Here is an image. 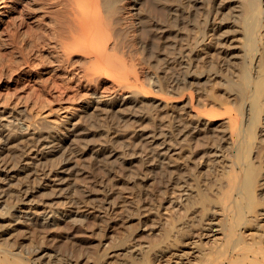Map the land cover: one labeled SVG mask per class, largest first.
Listing matches in <instances>:
<instances>
[{"label":"rangeland","instance_id":"374dc122","mask_svg":"<svg viewBox=\"0 0 264 264\" xmlns=\"http://www.w3.org/2000/svg\"><path fill=\"white\" fill-rule=\"evenodd\" d=\"M98 1L100 22L87 29L85 45L62 52L53 33L66 25L65 0H0V138L17 127L26 132L20 143L0 140V164L14 175H0V188L16 194L0 199V212L7 211L0 229L11 231L14 250L42 243L39 264L78 252L81 264H99V256L131 261L133 248L108 259L102 244L168 231L171 213L183 212L169 202L184 186L201 190L186 217L194 224L217 202L218 186L239 172L231 163L252 165L256 181L264 177V87L248 127L251 91L244 95L239 86L246 66L255 68L251 78L264 80V10L247 52L239 40L222 41L243 26V12L235 11L243 0ZM47 134L61 138L58 150H26ZM147 137L157 139L154 149ZM168 146L169 158L162 156ZM217 146L222 157L214 162ZM55 175L60 196L52 190ZM196 231L185 251H194Z\"/></svg>","mask_w":264,"mask_h":264},{"label":"bare ground","instance_id":"6f19581e","mask_svg":"<svg viewBox=\"0 0 264 264\" xmlns=\"http://www.w3.org/2000/svg\"><path fill=\"white\" fill-rule=\"evenodd\" d=\"M184 1L191 5L192 3L198 4L202 0ZM260 3L261 0H243L239 7L236 6V9L238 10L235 11L237 13L243 12V26L234 30L232 35H225L222 41L232 43V41L239 40L247 52H251L255 47L256 37L260 34L262 27L260 24V16L263 14L264 9L261 8ZM65 6L68 13L66 25L60 30H55L53 33V47L59 48V50L62 52H66L70 48H80L84 46L86 43L85 39L89 36L86 35V31H88L87 29L89 27L96 26L100 22V18L97 13L99 7L98 0H65ZM232 57L238 58V56L235 54H233ZM254 72L255 68L254 71H252V67H244L242 78L243 81L239 83L244 95L246 94V91H251V105H249L246 113L249 112V115L250 113L252 114L249 119L247 118V120H245L246 115L248 114H246L244 118L245 122L248 121V127H250V125L256 121L259 98L264 87L263 79L260 78L255 81L254 78H251V75L254 74ZM241 115H243V113H241ZM187 124L188 123H186V127ZM17 125L18 123H16L15 126ZM25 134V129L17 127V129L13 132L4 131L0 140L3 144H6L8 141H19L20 143L22 142L21 136ZM147 138L148 140L151 138L148 141L149 147L150 149H154L156 147L157 139L154 137ZM33 142H36V144H32ZM28 143L29 144L26 147V150L30 154H33V152H38L41 149H46L43 151V154H48L49 152L58 150L60 147L61 138L47 134L45 136L34 137L33 141H29ZM242 145L243 143L241 142L239 143L238 147L240 148ZM164 146V144H161L159 148L163 149L165 148ZM3 147H1V149ZM47 148L51 151L48 152ZM166 150L167 154H162V156L169 158L173 154L174 149L168 146ZM110 152L111 151H109L108 155H111ZM221 152V146L214 148V152L212 154L214 157V162H218L216 160L222 157ZM239 153H244V149L240 148ZM22 161L18 165V170H22L23 168H20ZM3 165L4 163L0 164V175H4L5 179H11L14 176L12 174V167H9V165ZM235 167H239V172H235L236 174L233 173L234 176L229 178L225 185L220 184L218 186L217 192L220 194V196H218L217 202H215V204H213V206L210 208L204 207L202 214L198 216V218L195 215L196 219H194L193 222L196 223H189L186 217L189 216V214L195 213L197 207L196 199L201 195V190H192L191 188L184 186L182 188L183 192L179 199H172L169 202L170 208L174 209L176 204L180 209H183V212L179 217H175L173 213H171V228L168 231L155 234L157 235L156 237H146L147 235L133 234V236L130 235L131 237L128 236L116 244H102L101 247L108 251L105 254L108 256V259L116 258L118 255L116 253L117 250L124 249L123 246H129L128 248H133L130 252H134L131 255V261L124 259L108 261L106 259L103 262L99 261V256V258H97L98 263L264 264V227L259 224V217L264 215V177L261 175L260 180L256 181L258 173L256 172L255 168H253V166L248 163L244 165H238L235 162L231 163L230 168L233 171H236ZM32 168L33 167H30L29 170L32 171ZM59 173H63V175L67 174L64 172V170L59 171ZM48 174H50V171H48L47 175ZM238 174L240 175L237 179L236 176ZM50 181L54 182L52 185V190H55L57 195V186L61 184L59 182L60 178L55 175L53 180ZM14 192L15 189L12 188L10 190L0 188V199L6 196L9 197L10 195L13 197L16 195ZM16 192H20L21 194L20 189H16ZM173 192L174 191H171L170 193ZM6 212L7 211L4 210L0 213L3 215ZM192 217L194 218V216ZM48 226H50V224ZM40 228V223L34 227L36 230H39ZM196 230H200L201 238H203V236L207 238H213V236L216 235L219 237L214 238L211 242L208 241V243H203L199 237V239H197L198 243L196 241L195 245L193 246L195 247V252L193 251V255V252L190 253L189 251L184 250V247H189L185 246L188 243L185 244L184 241L188 238L195 237ZM10 232V230L0 229V264H39V260H36L39 257H34H37L46 249V247L36 240H31L26 246V253L22 249L20 251L14 250L15 246H13L11 239H8ZM110 237L111 236H107L105 239ZM26 239H28V237H26ZM143 243H147V246L142 245ZM75 246L73 247L74 249H76ZM143 247L147 248V250H145V253L138 258L137 255L140 253ZM136 251L139 252L136 253ZM74 252L75 250L72 254H74ZM111 253L112 255L110 256L109 254ZM66 255L67 258L65 257L63 259L64 261L59 260L60 258L57 259V256L54 260L47 259L45 264H81V261H79L81 258V253L78 252L75 258L70 257L68 254ZM191 258L195 259V261L191 262ZM60 261L62 263H60ZM94 263L97 264L96 261Z\"/></svg>","mask_w":264,"mask_h":264}]
</instances>
